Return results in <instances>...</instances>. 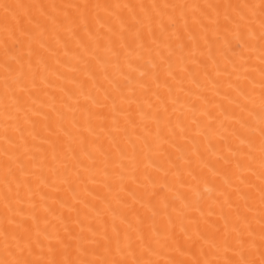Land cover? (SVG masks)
<instances>
[{"label": "snow or ice", "instance_id": "6c2138e0", "mask_svg": "<svg viewBox=\"0 0 264 264\" xmlns=\"http://www.w3.org/2000/svg\"><path fill=\"white\" fill-rule=\"evenodd\" d=\"M0 264H264V0H0Z\"/></svg>", "mask_w": 264, "mask_h": 264}]
</instances>
